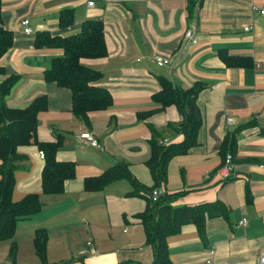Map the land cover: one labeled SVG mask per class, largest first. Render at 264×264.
Segmentation results:
<instances>
[{"label":"crops","instance_id":"0c3cea01","mask_svg":"<svg viewBox=\"0 0 264 264\" xmlns=\"http://www.w3.org/2000/svg\"><path fill=\"white\" fill-rule=\"evenodd\" d=\"M88 1L1 0L2 24L12 32L13 43L0 58L5 72L0 83L11 75L17 79L5 103L25 108L35 97L46 95L47 109L37 115V139L54 141L56 133L62 134L56 157L75 164V176L64 182L63 192L44 195L42 157L35 146L19 148L27 159L14 173L13 200L35 192L42 202L41 210L24 220H32L33 233L36 228L47 230L48 251L50 246L66 250L60 264L150 263L152 250L138 218L145 199L129 195L133 188L126 179L99 192L85 191L83 180L125 163L141 185L153 184L145 165L151 155L149 126L157 130L160 141L182 137L175 128H167L181 121L173 105L137 117L157 107L152 96L163 77L183 90L200 86L196 105L202 123L197 145L169 160L162 194H176L170 198L172 206L219 200L229 209L226 219L206 218L203 238L192 224L170 235L169 259L174 264H255L264 248V15L259 13L264 0H93L92 6ZM252 5L258 10L252 11ZM64 8L73 11L74 21L60 29L59 12ZM22 19L28 20L31 34L23 32ZM85 19L102 22L107 54L80 62L102 73L99 84L113 100L107 110L88 114L90 129L70 112L69 92L43 80L51 58L61 50L33 46L37 32L71 34ZM192 24L197 42L185 43L183 33ZM220 52L249 57L251 64L226 66ZM154 55L169 58L171 64L158 65ZM228 117L232 123H227ZM248 122L251 125L235 133L233 171L226 181L219 175V147L225 135ZM84 132L101 148L81 140ZM42 212L51 215V225L39 222ZM243 218L246 224L240 225Z\"/></svg>","mask_w":264,"mask_h":264},{"label":"trees","instance_id":"16d2710c","mask_svg":"<svg viewBox=\"0 0 264 264\" xmlns=\"http://www.w3.org/2000/svg\"><path fill=\"white\" fill-rule=\"evenodd\" d=\"M73 21L71 9L60 10L58 23L60 29L70 26ZM12 43V32L4 28L2 24L0 0V58L9 50ZM33 46L35 49L61 50L60 56L51 58L48 69L43 73V80L69 92L70 112L87 129H90L88 114L105 111L111 107L113 102L110 92L99 84L102 73L80 62L81 59H97L106 56L102 22L85 19L80 23L76 32L66 35L52 34L49 31L37 32ZM219 56L226 66H249L251 64L249 57L232 56L223 52H220ZM0 75H5L2 66H0ZM16 81V77L11 75L0 83V241L11 239L16 223L19 220L30 218L42 208L39 194L35 192L25 194L18 201L13 200L14 173L21 169V163L27 159L19 148L32 145L41 153L43 159L40 175L42 194H61L64 190V182L75 176L74 162L60 161L56 157L63 141L62 134L56 133L54 141L43 142L37 139V115L47 109V96L43 94L35 97L25 108H11L6 105L5 97ZM158 82L160 90L152 96L157 107L145 113H138L137 117L141 119L173 105L181 115V121L176 125L169 124L167 128H175L182 137L178 141L163 143L159 140L157 130L149 126L151 155L145 165L149 169L153 184L150 187H144L130 174L125 163H115L98 176L85 178L83 188L87 192H99L115 180H128L133 188L129 195L145 199V209L138 218L144 230L145 242L152 250V259L149 264H174L169 259L167 238L178 233L182 226L187 224L194 225L199 236L203 238L206 218L223 217L226 219L229 209L219 200L197 205L172 206L170 198L176 194L163 193L156 201L151 200L152 190L166 183L169 160L173 156L186 153L197 145L196 134L202 123L196 105L199 85L183 90L173 86L163 77H160ZM249 125L251 122L244 123L235 131L225 135L219 147L222 155L221 164L227 153L232 156L233 162L236 148L235 133ZM231 173L224 178L226 181L231 178ZM32 242L41 263L47 264L46 230L36 228Z\"/></svg>","mask_w":264,"mask_h":264},{"label":"rangeland","instance_id":"374dc122","mask_svg":"<svg viewBox=\"0 0 264 264\" xmlns=\"http://www.w3.org/2000/svg\"><path fill=\"white\" fill-rule=\"evenodd\" d=\"M42 199L44 200V198ZM39 215V222L47 225L52 224L53 219L51 218L50 214L42 212ZM32 223V220H22L17 222L13 237L9 240L0 241V264H42L40 258L35 252L32 242V230L35 226ZM65 251L64 249H58L55 246H50L48 251V247L46 246V263L60 264V258H65L64 256H61V254L66 253ZM74 257L76 256L74 255ZM66 258H69V255Z\"/></svg>","mask_w":264,"mask_h":264},{"label":"built area","instance_id":"2783aa9c","mask_svg":"<svg viewBox=\"0 0 264 264\" xmlns=\"http://www.w3.org/2000/svg\"><path fill=\"white\" fill-rule=\"evenodd\" d=\"M113 1H118V0H113ZM88 6H92L93 5V0H89L87 2ZM252 11L258 10L254 5H252L251 7ZM259 13L261 15H264V9H260ZM21 25L23 26V32L25 34H31V29L28 27V20L27 19H22L21 20ZM249 27H246L245 30H248ZM183 40L185 41V43H190V44H195L197 42V37H196V27L192 24L190 25L183 33ZM153 60L155 63H157L158 65H165L168 66L171 64V61L169 58L163 57L162 55H154L153 56ZM227 123H232L233 122V118L228 117L226 119ZM81 140L86 141L91 147L94 148H101L100 144L98 143V141L89 133V132H84L82 133L80 136ZM163 143H166V140L162 141ZM40 156L42 157L41 153H39ZM233 171V162H232V156L227 153L224 157V161L222 166L219 169V175L222 178H226L231 172ZM162 195V191L160 188H155L152 190L151 192V200L152 201H156L158 199L159 196ZM240 225H245L246 224V220L243 218L240 222ZM88 245H90V242L87 243ZM210 254H214V249H210L209 250ZM255 264H264V248H262L260 250V252L257 255V260Z\"/></svg>","mask_w":264,"mask_h":264}]
</instances>
